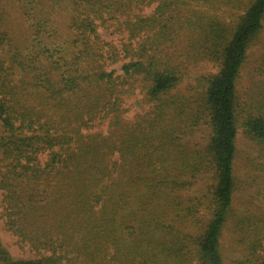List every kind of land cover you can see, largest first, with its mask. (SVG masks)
Here are the masks:
<instances>
[{"label": "trees", "instance_id": "obj_1", "mask_svg": "<svg viewBox=\"0 0 264 264\" xmlns=\"http://www.w3.org/2000/svg\"><path fill=\"white\" fill-rule=\"evenodd\" d=\"M100 27L124 38L109 43ZM263 27L264 0H0V217L33 251L14 257L0 236V264H225L241 117L264 149V80L244 98L238 87ZM204 60L217 70L179 91ZM138 91L149 106L127 120ZM202 121L210 135L193 149ZM103 122L106 133L91 131ZM201 172L212 173V215L190 238L178 191ZM235 227L262 256L264 215Z\"/></svg>", "mask_w": 264, "mask_h": 264}, {"label": "rangeland", "instance_id": "obj_2", "mask_svg": "<svg viewBox=\"0 0 264 264\" xmlns=\"http://www.w3.org/2000/svg\"><path fill=\"white\" fill-rule=\"evenodd\" d=\"M154 8L150 5L144 8V12L149 14ZM213 9L227 17L239 13L237 9H232L224 5H215ZM99 32L103 40L114 43L118 46L124 38V34H114L111 30H106L102 27ZM123 61H118L109 66V69H116L120 72ZM217 66L209 61H199L187 70L183 71V76L179 81L177 89L181 92H192L196 85L202 80L205 74L215 72ZM255 80H264V27L258 35L254 43L251 45L248 52V57L245 67L239 79V92L242 98L245 97L246 91ZM134 98H139L135 101ZM134 98H127L124 106V118L133 120L143 111L144 105L148 108V103L142 98V94L138 91ZM140 101V103H139ZM243 118L239 122L238 144V182L239 188L237 191L235 216L229 219L224 227L220 247L224 256L225 264H260L262 256L251 255L246 248L241 244L240 238L242 232L235 227V219L248 214L264 215V149L261 145L252 142L243 132ZM198 128L191 133L189 138L190 147L193 149L204 148L208 136L210 135L207 123L204 121ZM91 131L107 132V122L99 123L91 128ZM253 155L255 168L248 169L246 166L247 159ZM194 177V176H192ZM189 182L182 186L178 191V199H182L180 207L175 211L179 213L180 229L184 233H189L190 238H194L198 233H201L205 224L211 217V210L208 207L212 184V173L201 172L196 174L194 178L188 179ZM210 189V190H209ZM0 211H2L0 206ZM174 212V216H176ZM172 221V217L170 218ZM170 221V224H171ZM177 229V228H175ZM0 236L4 245L8 248L14 257H32L33 251L26 243L19 242L18 236L8 230L5 226L4 219L0 217ZM198 264V262H195Z\"/></svg>", "mask_w": 264, "mask_h": 264}]
</instances>
